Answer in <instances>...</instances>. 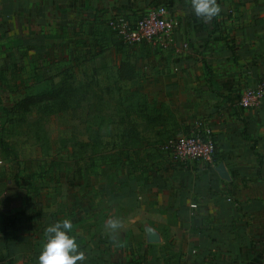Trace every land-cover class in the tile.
<instances>
[{
  "label": "crops",
  "instance_id": "1",
  "mask_svg": "<svg viewBox=\"0 0 264 264\" xmlns=\"http://www.w3.org/2000/svg\"><path fill=\"white\" fill-rule=\"evenodd\" d=\"M217 2L219 17L205 22L189 0H0V264H38L46 227L63 218L82 264H264V99L240 104L264 78V0ZM158 4L179 21L168 47L124 43L109 27ZM66 68L102 94L82 118L69 113L68 136L98 129L106 151L75 172L37 119L35 170L11 151L8 116L14 99L49 88ZM198 121L216 141L212 162L160 155ZM109 217L124 221L123 247L105 233Z\"/></svg>",
  "mask_w": 264,
  "mask_h": 264
},
{
  "label": "trees",
  "instance_id": "2",
  "mask_svg": "<svg viewBox=\"0 0 264 264\" xmlns=\"http://www.w3.org/2000/svg\"><path fill=\"white\" fill-rule=\"evenodd\" d=\"M120 40L124 42L121 38ZM99 87V83L79 79L73 70L66 68L61 71L60 80L49 88L35 93H25L14 99L9 120L15 119L13 114L20 115L23 119L21 115L32 110L36 112L37 119H42L41 121L50 119L52 115L63 116L70 112L82 118L86 109L102 104ZM60 141V146L55 149L56 155L66 163L67 167H73L78 173L99 164L98 161L104 157L107 145L100 131L93 128L88 131L86 140L77 136H65L60 137ZM166 141L159 147L161 156H163L161 147ZM125 147V139H122L121 152H124ZM48 150L52 151L51 145H48Z\"/></svg>",
  "mask_w": 264,
  "mask_h": 264
},
{
  "label": "built area",
  "instance_id": "3",
  "mask_svg": "<svg viewBox=\"0 0 264 264\" xmlns=\"http://www.w3.org/2000/svg\"><path fill=\"white\" fill-rule=\"evenodd\" d=\"M179 21L171 14L166 4L148 7L135 21L128 22L123 18H112L109 26L126 43L148 41L168 47L174 41L175 31ZM264 99V78L257 84L246 87L240 96V104L244 107L260 106ZM198 127L171 136L163 145L162 151L176 162H189L202 159L208 162L214 160L216 141L208 129Z\"/></svg>",
  "mask_w": 264,
  "mask_h": 264
},
{
  "label": "clouds",
  "instance_id": "4",
  "mask_svg": "<svg viewBox=\"0 0 264 264\" xmlns=\"http://www.w3.org/2000/svg\"><path fill=\"white\" fill-rule=\"evenodd\" d=\"M194 14L205 22L219 17L222 8L217 0H189ZM124 221L118 217H109L104 224L105 233L116 247H123L118 240ZM73 231L72 221L68 218L58 220L46 227L44 242L38 256V264H82L86 260L85 252L80 249Z\"/></svg>",
  "mask_w": 264,
  "mask_h": 264
},
{
  "label": "rangeland",
  "instance_id": "5",
  "mask_svg": "<svg viewBox=\"0 0 264 264\" xmlns=\"http://www.w3.org/2000/svg\"><path fill=\"white\" fill-rule=\"evenodd\" d=\"M21 116H23V119L22 117H20V115L15 114V119L9 120L10 123L8 125V128L10 131L8 132L7 140H9V142L13 144L11 151L13 153H17L20 159L27 158V160L30 161L29 163L35 166L33 167V169L36 170L37 169L36 160L41 153L40 144L43 142L37 139L36 137L37 135L34 132L35 125L37 123V115H36V112L32 110L31 112L24 113ZM8 119H9V116H8ZM69 123H70L69 114H65L61 116V118L57 119V121L51 117L50 119L46 118L43 121L39 122V124L43 125V128L45 129V131L49 133V136H48L49 140L55 137L68 136L69 135V130H68ZM4 155H6L5 148L0 147V157L2 158ZM39 165L40 167H42L43 163H40ZM30 167L31 165H29V168ZM25 176L27 175H24L23 177ZM26 181H27L26 179H24L23 182L20 180L19 185L21 187L23 186L27 188L30 187ZM18 183H19V180H18ZM6 186H7L6 183L4 182L0 183V189ZM15 186L16 185H13V187ZM22 198H23L22 196H16V198H14L16 199L15 203L20 205L22 202ZM2 220H3V214L2 215L0 214V234H2V231H3V226L1 223Z\"/></svg>",
  "mask_w": 264,
  "mask_h": 264
},
{
  "label": "water",
  "instance_id": "6",
  "mask_svg": "<svg viewBox=\"0 0 264 264\" xmlns=\"http://www.w3.org/2000/svg\"><path fill=\"white\" fill-rule=\"evenodd\" d=\"M218 169L220 170L222 175L226 176V174H228L226 169H225L224 163H220L218 165ZM149 238H150V240H156L158 238V236H157V234L154 231L149 230Z\"/></svg>",
  "mask_w": 264,
  "mask_h": 264
}]
</instances>
